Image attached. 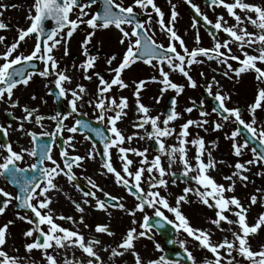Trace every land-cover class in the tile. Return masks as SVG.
Wrapping results in <instances>:
<instances>
[{"label":"snow or ice","instance_id":"snow-or-ice-1","mask_svg":"<svg viewBox=\"0 0 264 264\" xmlns=\"http://www.w3.org/2000/svg\"><path fill=\"white\" fill-rule=\"evenodd\" d=\"M97 0H34L33 5L28 9L26 19L29 24L26 28H18V35L14 42L6 46L5 50L0 52V102L9 104L15 108L19 106V101L14 100V90L18 86H28L33 75H39L42 78L54 76V80L49 81L53 84V88L48 89V94L54 95L57 100L68 97L71 110L67 112H55L49 119L56 121L55 129L51 133L42 132L39 136H50L54 139L60 137L62 144L60 146L59 155L61 162H57L51 154V146L45 144L38 153L36 148L31 150L28 148H20L19 151L14 150L10 142L0 143V176L4 177L9 183L18 187V192L13 195L0 188V195L5 197L0 201V214H3L7 207L15 200V207L25 212L30 211L31 216L22 215L17 212V218L25 221L31 227L23 232V236L30 242H26L23 247L26 253H32L39 250L45 264H104L98 248L102 241L98 236H90L86 238L83 232L78 229L62 226L57 220L68 221L72 225L83 224L84 228H89L85 222V206L108 212V208H116L123 210L126 214L135 216L136 212H144L145 208L154 209L156 217H162L168 224H175L177 230H183L189 237L199 242V246L206 249L212 254V259H205L203 264H240L238 257L243 258L246 264H264V246L259 250H254L250 243V237L255 235L258 230L264 226V213H261L254 224H249L247 220L248 207L241 202L236 195L228 196L227 193L235 191L237 177L241 182H247L249 177L245 173L250 171L251 167L258 165L264 168V126L257 125L256 112L258 109L264 110V87H258L255 100L248 106V112L251 119L246 122L242 118L241 110L238 107L229 108L226 101L230 96L220 91L215 93L214 99L218 102V106L212 108V112L218 113L222 121H228L233 118L238 125H242L251 137V140L244 139L239 142L237 137L241 133V128L237 127L230 135L226 134L225 139L232 141V150L235 156L240 157L244 151L248 149L251 141L259 142V150L256 147L251 148L253 158L243 162L237 160L234 167L235 171L232 175L225 176L224 179L229 183L227 185L218 183L210 170H214L217 161L212 156V151L205 146L203 137L196 136L189 139L190 126H196L207 131L205 125L209 124L207 119L209 113L203 110V101L200 102L201 110L199 120L189 119L180 125L179 131L172 126L173 122L181 117V113L175 110L176 100L172 99V107L166 114L151 115V109L141 102V90L145 88L148 81L141 79L135 82V110L138 114L136 122L132 127L136 129L131 134H126L118 126V122H122L127 116L125 111L129 107L128 98L120 96L119 98L108 95L113 86L120 89L128 87L122 78V73L126 69L135 64L137 61H143L144 64L151 66L159 73V79L153 75L150 80L158 81L161 85V97L168 89L176 91L177 95L183 92L185 85L174 83L169 77L170 72H179L187 80L188 86L197 87V81L190 75V69L194 64L203 63L204 60L197 59L204 57L208 61H215L217 65H222L224 71L221 73L228 79L239 78L241 74L253 72L255 79L264 84V5L251 3L248 0H207L208 6L223 7L227 10L228 15L235 21L229 25L223 15L216 17L215 22L208 18L200 8L192 3V0H186L194 10L198 17L210 25L209 35L213 40V47H200V37L197 33L196 44L191 50L186 46L184 39L177 33L175 23L177 21L178 12L176 4L172 0H168L170 5V15L165 19V12L157 5L156 0H133L131 4L125 6L123 0H103L102 11H97L89 16L87 9L96 4ZM9 6L15 8L16 5H7L0 3V16H3L4 10ZM139 9V11H137ZM239 10V11H237ZM75 13V18H72ZM153 13L157 17L156 23L161 32L168 37V44L157 43L150 35L151 24L153 22ZM143 14L147 17L145 20L138 18ZM51 20L54 26L48 27L47 22ZM197 21L194 18L193 27L195 28ZM80 25H85L91 29L87 32L82 43L85 56L88 58L79 65L84 72V78L92 79V75H88V71L94 67L95 56H88L86 45L94 36L98 29H108L114 27L121 34L120 43L127 41L126 50L123 52L122 59L118 66L113 69L115 75L109 82L105 80L99 73H93L99 79V86L96 91L95 99H88L86 102L91 105L98 115L95 116L97 121L106 122V128L92 127L87 120L76 119L71 127H66L64 121L73 114L79 115L78 102H84L85 96L88 94L85 85L77 83L74 87H66L72 84V77L67 74V69H61L60 63L54 55V50L59 47L64 48V55H68L67 42L77 31ZM248 25H251L257 31H249ZM9 25L0 19V30H6ZM227 34V39L221 41L218 33ZM35 38L33 49L24 54L19 51L22 42L26 38ZM5 41V36L0 35V43ZM177 44L179 49H177ZM235 45L240 55L233 52ZM115 56L110 57L107 63L111 65ZM40 61L42 69L38 72L25 71L23 65L31 64L33 61ZM155 61V62H154ZM236 62L237 67H233ZM35 67V65H32ZM76 67V65H73ZM167 67L168 71L165 70ZM230 73L232 75H230ZM203 77L204 73L200 72ZM219 85V81L215 76L212 77L206 91L212 95V85ZM47 87V85H46ZM161 97H156L157 103ZM35 97H33L34 99ZM197 105L193 102L192 106L184 109L185 112L191 113ZM24 116L19 119L21 122L16 130L25 132L35 142L38 134L33 131H25L23 121H30L33 117L35 123L39 124L45 119L42 115H36V108H29L27 105L22 108ZM111 113V114H109ZM11 115V113H9ZM213 130H221L224 124L220 121H212ZM11 125L7 127L0 125V133L7 137ZM90 129L99 142L103 144V148H97V141L92 136H85L86 140L91 142L90 149L85 155L75 154L74 136L68 135L63 138L65 130L68 133L75 134ZM143 130V134L141 131ZM175 135L177 144L169 145L166 139ZM154 140L156 147V155L149 158L147 148L132 147L131 142L134 139ZM128 146H125V145ZM212 147H216L215 141L211 142ZM188 145L195 146V155L193 158L188 156ZM112 150H115L119 161V169L114 166L112 159ZM6 153V154H4ZM25 154L36 157V162L21 167L20 162L25 158ZM205 155L207 159L205 160ZM97 156L100 157L102 163L101 175H111L115 183L122 185L127 193L135 198V205L128 209L126 204L121 202L122 198L111 195L105 191L91 177L85 176L83 179L89 185V189L85 190L78 182V177L73 171L74 168H83L86 160L95 161ZM138 157V161H134L131 157ZM167 158V167L162 160ZM194 160V163H193ZM50 162V163H46ZM177 162L182 165V171L179 173L171 171ZM32 169L37 174L27 175L28 170ZM195 173V174H193ZM256 175H264V171L257 172ZM64 176L70 183L76 182L73 186L82 194V202L72 200L77 212L81 213L78 219L73 216L59 215L57 216L52 209L53 197L50 192H60L62 189L55 182L57 177ZM171 184L175 185L177 179H186L194 182L196 187L186 186L183 188V194L175 199V206L169 204V200L165 195L161 194V189L168 188L169 179ZM102 193L104 199H101L97 193ZM257 193H261L258 198L253 194L250 196V203L256 204L258 199L264 203V191L256 189ZM189 193H194L200 202L208 208H214L215 218L210 223L217 229L223 231L222 223L229 226L235 225L236 230L231 227L228 231L231 233V239L225 236L219 242H213L211 234L201 228L191 226L188 218L181 212V202L187 203ZM67 196V193H65ZM94 201V203H93ZM175 215V221L169 220L165 216L164 211ZM235 217L231 219L229 215ZM111 215V213H108ZM14 222L9 220L0 226V264H26L21 258L9 255L6 251L9 239V225ZM132 223L135 225L136 220ZM161 224L160 220L155 222L156 226ZM46 226V230H45ZM154 225L150 223L149 215H143L140 223V231L136 227L129 228L126 234L116 247L111 248L112 257H120L125 253H130L134 257V264H179V261H172L161 255L156 259L144 261L139 252L136 251L135 242L142 237L152 239V228ZM95 233L107 234L112 236L107 224H97L94 229ZM182 247L185 242L180 241ZM157 250H161L159 243L155 244ZM57 249L79 250L84 258H68L65 255L62 260H58L53 253ZM108 249L105 248V251ZM187 254V260L191 264H197L192 253L184 247ZM235 253V255H234ZM31 264H35L32 261Z\"/></svg>","mask_w":264,"mask_h":264},{"label":"rangeland","instance_id":"rangeland-1","mask_svg":"<svg viewBox=\"0 0 264 264\" xmlns=\"http://www.w3.org/2000/svg\"><path fill=\"white\" fill-rule=\"evenodd\" d=\"M117 2H120V0H117ZM132 2L133 0H123V4L125 6L131 4ZM172 2L176 4V10L178 12L177 21L175 23V29L177 33L182 37V39H184L185 44L189 48V50H191L193 47H197L195 39L197 33L200 37V47H213V40L210 37L209 32L200 24H196L195 28L193 27L194 19L192 14L187 10V7L190 5L186 3V0H172ZM227 2H231V0H227ZM248 2L264 5V0H248ZM0 3H4L7 5H16L15 8L9 6L6 10H4L3 16H0V19H3L5 23H7L8 25H13L9 29L0 30V35L5 36V39H7L9 42H12L18 35L17 29L26 28L28 26L29 21L26 19V17L28 14V9L33 5L34 0H0ZM156 3L165 12V19L167 22V18L170 15V5L168 3V0H156ZM192 3L196 4L200 8L201 12L207 15L208 18L211 19L213 22H215L217 16L223 15L224 19L228 21L229 25L235 23V21L228 15L227 10L223 7L210 8L208 6V3L204 0H192ZM99 6L100 4L96 3L92 5L91 8L87 9V11L89 12V16L95 13V11L98 10ZM137 11H139V9H137ZM140 16L142 20L147 19V17L143 14H141ZM72 17L75 18V13ZM156 20L157 17L153 13V22L150 26L151 31L149 34L153 35V38L156 40L157 43H162L167 46L168 37L166 36V34L160 31ZM90 30L91 29L89 28H85V25H80L77 31L74 32L73 36L68 40L69 42H71V44H67V56L64 55V48L62 46L56 49V53L60 51L58 57L63 59L59 61L61 69H63L64 66L68 64L70 70H79L76 76V81L74 82L79 83V81L77 80L80 79V72L84 75L83 69H81L79 65L83 63L86 59L83 55V51L80 48H82L83 40L85 39L87 32ZM248 30L257 31V29L253 28L252 26H248ZM220 34L221 36L219 39L221 41L228 38L226 37L227 34L223 32H220ZM120 38L121 34L119 33V31L114 27L110 26L108 29L96 30L94 36L86 45H99L101 47L103 54H100L96 58L97 63L94 64V67L101 69L104 68L105 70L108 68L111 71V76L106 77L105 80H108L109 82L115 75L113 69L118 66L122 59L123 52L126 50L127 41H125L124 44H121ZM25 42H27V49L24 51V53L26 54L28 52V48L32 47V45L34 44L35 38H26ZM232 47L233 52L237 55H240L235 45H233ZM177 48L179 49V45H177ZM112 56H115V59L112 61L111 65H109L107 63V60ZM197 59L204 60V62L200 64H194L190 69V75H192L193 78L197 81L196 88L188 86L186 78L181 73L170 72L169 78L174 83L185 85L183 92H181L179 95H177L175 90L168 89L163 93L161 97L160 90L162 88V85L158 81L153 82L150 80V77H152L153 75L157 76L159 79V73L155 71L151 66L146 64L144 66H140L138 64L135 66L132 65L130 69L124 70V72L122 73V78L124 79L125 83L128 84V87L120 89L117 86H113L108 95L115 94L117 98L120 96H125L129 98L130 101L135 103V97L133 95L135 91V82L141 79L148 81L145 88L141 90V102L147 105L155 106L163 102L166 103V100L173 95L176 99L175 110L181 113V117L177 119L178 122L172 125L177 129V131H179L180 125H182L185 121L189 119H201L200 102L203 101V110L209 113L207 117V119H209V124L205 125L207 131L196 126H190L189 139L195 138L196 136L203 137L205 140L206 148L210 150H212L213 148L211 144V142L213 141H215L216 143V147L214 148L222 146L230 147L232 141L230 139H225V135H230L231 132L237 128V124L233 118H230L228 121H222L218 113L212 112V107L205 96L208 84L211 82L212 77L215 76L216 80L219 81V85L213 83L212 96L214 97L217 91H220L221 94L227 93L230 96V99L226 101V106L229 108H240L242 118L246 122L250 121L251 119L250 113L248 112V106L254 102L258 87H262L264 86V84H260L255 79V73L253 72L243 73L238 79L235 77H233V79H228L221 74L225 70L222 65H217L215 61H208L204 57H198ZM99 62H101L102 64L99 65ZM232 63L233 67L238 66L236 62ZM73 65H76V67H73ZM165 70L168 71L167 67L165 68ZM200 72L204 73L203 77L200 76ZM91 75L93 76L92 71ZM230 75L232 74L230 73ZM95 83L99 86V81H96ZM67 86L72 87L73 85ZM156 97H161L159 103H157ZM193 102H195L198 107L194 108L191 113L185 112L184 109L192 106ZM152 112L154 113V109H152ZM256 118L257 125L264 126V110L258 109L256 112ZM212 121H220L224 124V127L221 130H213ZM173 138L175 139V135L169 137L168 140H171ZM237 140L239 142L244 141V139L240 135L237 137ZM175 142H177L176 139ZM191 147L195 146L188 145V150ZM251 148V146H248V149L244 151L242 155V162L253 158ZM189 155H191V153L188 154V156ZM205 158H207L206 155ZM228 164H233V162L230 160ZM261 171H264V168L258 165H254L251 167L250 171L245 173L246 175H248L249 179L247 181V184L246 182L243 183L242 192L244 191V194L242 195V203L245 205V207L249 208L247 214V220L249 224H254L258 219L259 215L261 213H264V203H262L259 199L256 204L250 203L251 195L255 194L258 196V198L261 196V193H257L256 189H261L262 191H264V175H256L257 172ZM253 177H256L257 182L252 181ZM250 182L251 184H249ZM180 210L188 218L191 226H193L194 228H201L207 230L211 234V239L213 242H219L225 236L231 239V233L228 231L229 227H231L233 230H236L235 225L229 226L226 223H222L223 231H221L220 229H217L216 226L211 224L210 220L215 218L216 210L214 208H208L207 206L203 205L200 202L199 198L195 200L193 208H181ZM87 211L90 212L91 210ZM162 211H164V214L168 213V219L172 218L175 221V215L173 213L168 212L166 209H162ZM150 212L155 213L154 209L150 211H144L142 213L143 215H145ZM226 214L229 215L231 219H235V217L231 216L230 213ZM143 215L141 214V212L138 211L133 217L131 215L126 214L123 210H119V217L113 223H111L110 220L100 218L96 219L94 216L87 214L84 217L85 222L89 225V228H84L83 224L72 225L70 222L67 221H62L60 224L65 227L78 229L81 232H86L89 235L97 234L102 241L101 245L98 248V251L102 260L104 261V264H134V257L130 253H125V255L123 256L112 257L110 259L111 248L116 247V245L121 241V239L126 234L129 228L136 227L138 231L142 230L140 229V223L142 222ZM133 220L137 221L135 225L132 223ZM97 224H107L109 226L115 227L116 235L107 236L105 234L95 233L94 229L95 225ZM158 233L159 232L156 229L152 228V239L142 237L135 242L136 251L139 252L140 256L144 261L156 259L161 255L164 256V238H162V236H160V234ZM89 235H86V238ZM176 239L177 244L181 248L184 249V247H186L192 253L197 264H203V261L205 259H212V254L206 249L201 248L199 246V242L195 241L192 237H189L183 230L176 229ZM180 241L185 242L184 247L181 246ZM156 243H159L161 245V250L156 249ZM250 243L254 250H259L261 246H264V226H262L261 229L258 230L255 235L250 237ZM105 248H107L108 250L105 251ZM53 254L57 256L58 260H62L65 255H67L68 258H72L73 256H75L76 258H84L82 257L81 252L76 249H57L56 252H54ZM25 256L26 257L24 258V262H26V264H31L32 261H35V264H45L44 260L42 259L41 252H32L28 253ZM238 259L240 260V264H242L243 258L238 257Z\"/></svg>","mask_w":264,"mask_h":264},{"label":"flooded vegetation","instance_id":"flooded-vegetation-1","mask_svg":"<svg viewBox=\"0 0 264 264\" xmlns=\"http://www.w3.org/2000/svg\"><path fill=\"white\" fill-rule=\"evenodd\" d=\"M49 24H51V22H49ZM12 26L13 25L10 24L9 28H11ZM248 26L251 27V25H248ZM85 28L87 27L85 26ZM218 36L220 38L221 34L218 33ZM12 42H9L7 39H5L3 43H0L1 44L0 52L4 51L6 46L11 44ZM67 44H71V42L68 41ZM34 45H35V42L32 45V47L28 48V52L26 54H28L33 49ZM86 47L88 49V56H95L97 58L100 54H103L102 49L99 45H94V46L89 45ZM26 49H27V42H22V46L19 48V51L24 53ZM80 49L83 51V48H80ZM59 53L60 51L56 53V50H54V55L56 56L58 61H61L63 59L58 57ZM83 55L85 56L84 51H83ZM86 57L87 56H85V59H87ZM96 63H97V60L94 64ZM98 64L101 65L102 63L99 62ZM137 64L140 66L145 65L143 61H137L133 65L135 66ZM32 65H35V67H33ZM23 67L26 72L27 71L38 72L39 70L42 69V63L40 61L34 60L31 64L25 63ZM102 68H103V65H102ZM63 69H67V74L72 77L71 85H73L72 87H74L75 84L78 83L74 81H76V76L79 70H70L68 64H66ZM103 69L93 67L91 70L88 71V75H91V71H92V74L99 73L100 76L104 77V79L108 76H111V71L108 68L106 70L105 69L103 70ZM79 77L80 79L77 81H79L80 84H83L86 86L88 94L85 96L84 102H78L79 115L73 114L72 116H69L67 120L64 121L66 127H71L76 119H82V120H87L92 127L106 128L107 127L106 122L102 123L100 121H97L95 119V116L98 115V112L95 111L94 108L86 102L88 99H93V100L95 99L96 91L98 88V85L95 82L99 81L98 77L97 76L95 77V75H93L91 80H87L84 78V75L81 72L79 73ZM54 78H55L54 76L48 77V78H42L39 75H33L32 80L29 82L28 86H18V88L14 90L13 99L19 101V106L15 108L10 107L9 104L0 102V125H4L5 127H7L9 124L11 125V127L9 128L7 137H4L3 134L0 133V143H4L6 141L10 142L13 145L14 150L16 151H19L20 148H28L31 150L32 148L35 147L38 153L41 151V148L43 145L48 144L51 146V154L53 155V158L56 159L57 162L59 163L61 162V157L59 155V152H60V146L62 144V139L60 137H57L54 139V142H53V138L50 136H39V133H42V132L51 133L52 131H54L56 121H52L51 119H49L50 116L54 115L55 112L57 111H60L63 113V112H67L71 110L70 105L68 103V100L71 99L70 95L68 97H64V98L57 100L54 95L48 94V89L54 87L53 84L50 83L49 81L54 80ZM67 85L68 84H66L65 86L68 87ZM110 96L117 98L115 94H111ZM33 97L35 98L33 99ZM172 97L175 98L173 95ZM168 99L166 100V103L163 102L155 106H151L147 104L145 105L151 109V113H150L151 115L160 114L161 119H163V114H166L169 111V109L172 107V105L171 107H168V103H167ZM128 103H129V107L128 109L125 110L127 112V116L124 117L122 122H118V126L122 130H124L126 134H131L133 131H136V129H134L132 125L134 122H136L138 114L135 110V103L130 101L129 98H128ZM25 105H27L29 108H36L38 110L36 115H42L45 117V119L42 120L39 124L35 123L34 117L30 121H23L25 131H33L38 134V139L35 142H33L31 137L26 135L25 132L16 130L18 128L19 123L21 122L17 118H21L25 115L22 110L23 106ZM152 109H154V113L152 112ZM9 113H11V115H9ZM177 122H178L177 120L174 121L172 125L176 124ZM140 131H141V134H143V130H140ZM68 135H73L75 138L74 139L75 154L85 155L86 152L90 149L91 142L84 138L86 135L92 136L93 139L97 141L98 149L102 150L103 148V144L99 142V138L96 137L95 134L90 129H87L84 132H77L75 134L68 133L65 130L63 134V138H67ZM166 143L169 145L177 144L174 138L171 140H168L167 138ZM231 145L232 144H230V147L222 146V147L212 148L211 150L212 156L217 161H223V163H217L215 169L210 170L209 174L212 175L214 179H216L217 181L224 182L225 185H227L229 182L226 181L224 177L232 175V173L235 171L234 165L237 160L242 162V156L240 157L235 156L232 151ZM125 146H128V145L126 144ZM131 146L137 147L140 149L147 148L149 151V158L157 154L156 153L157 145L154 140H149L147 138L143 140L134 139L131 142ZM195 151H196L195 147L189 148L188 154L191 153V155H189L190 159L194 157ZM131 158L134 161L139 160V158L135 156H132ZM112 159H113L114 166H116L119 169L120 165H119V161L117 159V154L115 150H112ZM206 159L207 158H205V160ZM162 160L165 163V167H167V158L162 157ZM230 160L233 162V164H228ZM34 162H36V157H32V156L25 154V158L22 162H20V166L26 167L27 165H30ZM46 163H50V162H46ZM101 163L102 161L100 160V157L97 156L95 161L86 160L84 162L83 168L73 169V171L76 173L78 177V182L81 184V187H83L85 190H88L89 185L83 179V177L85 176L91 177L105 191L109 192L113 196L122 198L121 202L125 203L128 209L133 208L136 203L135 198L129 195L126 189L122 185L116 184L114 178L111 175L109 176L101 175V172H102V169L100 167ZM193 163H194V160H193ZM171 171H175L179 175V173L182 171V165H180L177 162V164L173 166ZM32 174L38 175V173H35L34 170L29 169L27 175H32ZM166 179H169L168 188L166 190L161 189V194L167 197V199L169 200V204L171 206H175V199L177 196L183 194L182 190L184 187L186 186L196 187L194 182L190 180L178 178L176 184L173 185L171 184L170 178L166 177ZM233 179L236 180L235 191L231 193H227V195L228 196L236 195L241 200V202H243L242 195L244 194V191L242 192V189H243L244 182H241L237 177H233ZM55 182L62 189V191L60 192L52 191L49 193V195L53 197V203L51 207L54 210L55 214L64 215V216L71 215L75 219H78L81 213L76 211L74 205L71 202L72 200H76L77 202H82V194L73 186V184L76 182L70 183L66 180L64 176L57 177ZM0 188H4L5 191L13 195H15L18 192V187L9 183V181L6 180L2 176H0ZM65 193H67V196L65 195ZM97 195L100 196L101 199H104L102 193L98 192ZM197 198L194 193H189L187 196L188 202L187 203L181 202L180 209L181 208H193L195 204V200ZM4 199L6 198L0 195V201H3ZM16 203L17 202L13 200L12 203L7 207L6 211L3 214H0V226L7 223L9 220H12L14 222L12 225H9V239H8L7 246H6V251L9 252V255L19 257L21 258L22 261H24V258L26 257L25 255H27L28 253H26L23 245L26 242H30V241L23 236V232L26 231L29 227H31V225H29L25 221L19 220L16 214L17 212H19L22 215L26 214L29 216H31L32 214L30 211L25 212L22 209L16 208L15 207ZM87 210H91V211L88 212ZM119 210L120 209L109 207L108 212H105V211L95 210L94 208L85 206V213L83 215L85 216L89 214L91 216H94L96 219L97 218L107 219V220H110L111 223H113L119 217ZM150 210H152V208H148V207L145 208V211H150ZM108 213H111V215H109ZM141 214L143 215L142 212ZM147 215H149V217L151 218L152 216L155 215V213L150 212V213H147ZM165 216H168V213L165 214ZM169 219L174 221L172 218H169ZM61 222L62 220H57V223H61ZM109 228L114 233L112 236H115L116 235L115 227L109 226ZM45 230H46V226H45ZM83 233L85 236L89 235L86 232H83ZM150 235L152 234L150 233ZM90 236H98V235L97 234L89 235L88 237ZM36 252H40V251L39 250L33 251V253H36ZM245 263L246 262L242 260V264H245Z\"/></svg>","mask_w":264,"mask_h":264},{"label":"water","instance_id":"water-1","mask_svg":"<svg viewBox=\"0 0 264 264\" xmlns=\"http://www.w3.org/2000/svg\"><path fill=\"white\" fill-rule=\"evenodd\" d=\"M204 1L207 2V0H204ZM97 2H100V7H99L98 11H102L103 0H97ZM187 10L193 15V17L195 18L197 23H200L204 28H206L209 31L211 26L207 25L201 17H198L195 13V10L191 6H188ZM138 18L140 19V16H138ZM49 21H51V20H49ZM52 26H54L53 21H52V24L50 27H52ZM205 95L213 107L218 106V102L213 98V96L209 95L207 92L205 93ZM172 99H173V97H170L168 99V107H171ZM238 127L241 128L240 134L242 135V137L244 139L247 138V139L251 140L250 134L246 130L243 129V126L238 125ZM249 144L252 147H256L259 150V142L258 141H251ZM157 220L161 221V224L159 226L155 225V222ZM150 223H152L154 225L153 228H155L162 235V237L165 240L164 245H165L166 250H165L164 256L167 259L172 260V261H179V262H184L186 264H191V262L187 260V254L176 243L175 227L173 226V224H168L166 221L163 220L162 217H156V216L150 218Z\"/></svg>","mask_w":264,"mask_h":264},{"label":"bare ground","instance_id":"bare-ground-1","mask_svg":"<svg viewBox=\"0 0 264 264\" xmlns=\"http://www.w3.org/2000/svg\"><path fill=\"white\" fill-rule=\"evenodd\" d=\"M216 180V179H215ZM217 181V180H216ZM252 181H255V182H257V179H256V177H253V179H252ZM218 183H223L224 184V182H220V181H217ZM249 184H251V182L249 183Z\"/></svg>","mask_w":264,"mask_h":264}]
</instances>
